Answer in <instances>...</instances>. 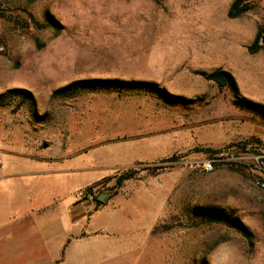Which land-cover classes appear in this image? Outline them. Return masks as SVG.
Listing matches in <instances>:
<instances>
[{
    "label": "rangeland",
    "instance_id": "374dc122",
    "mask_svg": "<svg viewBox=\"0 0 264 264\" xmlns=\"http://www.w3.org/2000/svg\"><path fill=\"white\" fill-rule=\"evenodd\" d=\"M234 1L0 0V94L18 88L35 99L0 106V170L18 174L37 161L69 186L82 225L55 264H264V190L251 171L264 154V123L202 75L228 70L264 105V55L248 50L264 0H245L252 10L230 19ZM98 78L154 81L187 101L54 95ZM130 169L135 178L117 187L115 176ZM206 206L238 217L253 243L201 216ZM40 241L21 238L2 264H23Z\"/></svg>",
    "mask_w": 264,
    "mask_h": 264
},
{
    "label": "crops",
    "instance_id": "0c3cea01",
    "mask_svg": "<svg viewBox=\"0 0 264 264\" xmlns=\"http://www.w3.org/2000/svg\"><path fill=\"white\" fill-rule=\"evenodd\" d=\"M30 163L18 174L0 170V244L5 247L0 264L5 256L18 253L19 241L27 236L41 241L23 264H55L69 235L82 225L72 219L70 189H64L63 178H55L37 161ZM5 179L10 180L3 182Z\"/></svg>",
    "mask_w": 264,
    "mask_h": 264
},
{
    "label": "trees",
    "instance_id": "16d2710c",
    "mask_svg": "<svg viewBox=\"0 0 264 264\" xmlns=\"http://www.w3.org/2000/svg\"><path fill=\"white\" fill-rule=\"evenodd\" d=\"M159 3V0H153ZM252 5L245 3V0H235L229 9L228 17L230 19H237L246 15L252 10ZM3 15V11H0V16ZM37 27H43L33 19ZM251 54L263 53L264 55V24H260L258 27L257 34L253 40V43L249 47ZM207 81L213 82L219 90H229L232 94L233 104L242 110L251 111L259 115L264 123V105L257 103L248 97L244 96L238 84L236 77L228 70L217 69L210 73H202ZM83 91L99 92V91H130V92H147L160 99L169 102H182L187 101L184 97L176 96L169 93L165 88L161 87L157 82L145 81V80H124L119 78L109 79H83L71 83L61 89L55 91L54 95L59 96L66 94H76ZM16 97L20 98V103L31 104L35 101L34 96L31 92L24 89H10L0 94V106L10 104ZM207 153H219L220 150L206 149L202 150ZM178 158L172 156L167 159H163L162 162H173ZM147 170L152 169L151 167L146 168ZM138 171L130 169L126 172L121 173L116 178L117 187H122L125 182L135 178ZM91 191V188L87 189ZM199 213L204 218L210 220L213 223L224 225L230 229H234L239 232L245 239L250 243H253L254 234L249 228L232 213L226 212L224 209L216 206H206L199 208ZM201 264H208L202 262Z\"/></svg>",
    "mask_w": 264,
    "mask_h": 264
},
{
    "label": "built area",
    "instance_id": "2783aa9c",
    "mask_svg": "<svg viewBox=\"0 0 264 264\" xmlns=\"http://www.w3.org/2000/svg\"><path fill=\"white\" fill-rule=\"evenodd\" d=\"M220 155L216 158L220 160ZM213 167L209 164V171H212ZM251 171L255 174L254 181L262 190H264V154H260L254 157V165L251 166Z\"/></svg>",
    "mask_w": 264,
    "mask_h": 264
},
{
    "label": "water",
    "instance_id": "95a60500",
    "mask_svg": "<svg viewBox=\"0 0 264 264\" xmlns=\"http://www.w3.org/2000/svg\"><path fill=\"white\" fill-rule=\"evenodd\" d=\"M99 200H104V197L103 198H99Z\"/></svg>",
    "mask_w": 264,
    "mask_h": 264
}]
</instances>
